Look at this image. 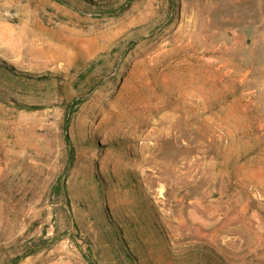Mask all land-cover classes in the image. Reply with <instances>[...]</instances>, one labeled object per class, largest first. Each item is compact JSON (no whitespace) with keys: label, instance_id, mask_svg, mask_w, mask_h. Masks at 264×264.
Returning a JSON list of instances; mask_svg holds the SVG:
<instances>
[{"label":"rangeland","instance_id":"obj_1","mask_svg":"<svg viewBox=\"0 0 264 264\" xmlns=\"http://www.w3.org/2000/svg\"><path fill=\"white\" fill-rule=\"evenodd\" d=\"M0 264H264V0H0Z\"/></svg>","mask_w":264,"mask_h":264},{"label":"bare ground","instance_id":"obj_2","mask_svg":"<svg viewBox=\"0 0 264 264\" xmlns=\"http://www.w3.org/2000/svg\"><path fill=\"white\" fill-rule=\"evenodd\" d=\"M100 90V89H99ZM95 94H96V92H95ZM110 95V94H109ZM107 97V96H106ZM103 98V97H102Z\"/></svg>","mask_w":264,"mask_h":264}]
</instances>
